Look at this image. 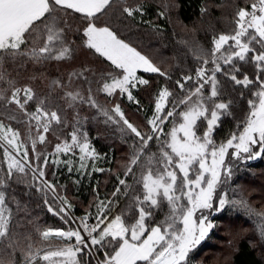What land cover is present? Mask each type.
<instances>
[{
	"label": "snow or ice",
	"instance_id": "1",
	"mask_svg": "<svg viewBox=\"0 0 264 264\" xmlns=\"http://www.w3.org/2000/svg\"><path fill=\"white\" fill-rule=\"evenodd\" d=\"M149 7L148 0H0V147L6 165V172L0 171V243H6L13 254L19 248L21 264H92L93 260L95 264H204L201 246L216 227L211 217L226 208L255 217L264 243V211H257L242 193L236 195L234 179L249 161L264 160V0H252L250 10L233 5L234 28L213 32L210 47L183 42L188 48L184 61L190 54L195 67H183L181 57L174 55L180 72L175 79L161 66L163 62L147 54L141 33L133 31L147 24L144 36L163 34L158 25L144 20ZM175 7V0H165L155 14L170 19ZM210 7L201 5V17L210 15ZM78 50L86 51L94 63L73 69L67 82L52 79L47 92L20 82L21 70L28 64L73 60ZM142 73L162 77L163 86L155 87L146 123L136 125L117 101L126 97L140 105L133 90L152 88V80ZM37 78L35 73L29 77ZM101 94L106 101L110 98L111 107L99 102ZM248 94L235 130L217 142V130L226 118L237 119L236 105ZM60 101L74 113L67 133L70 139L60 135L69 126ZM82 107L94 110L93 114L81 116ZM13 122L25 127L23 138ZM90 122L105 126L97 139L118 135L121 142L131 144L123 172L115 174L112 198L94 197L77 223L74 205L47 179L46 169L49 157L52 165H67L69 174L73 160L61 157L78 152L81 170L86 160H96L99 153L91 143ZM48 133L59 142L45 153L37 145L48 143ZM93 171L104 169L93 163ZM13 183L23 184L27 189L23 195L29 198L33 189L42 194L48 213L69 225L66 230L42 228L30 218L27 203L12 194L17 212L24 213L41 240L60 241L55 248L37 246L31 234L14 230L7 191ZM20 226L16 220V227ZM22 235L28 241L24 246ZM0 264L16 262L0 260Z\"/></svg>",
	"mask_w": 264,
	"mask_h": 264
},
{
	"label": "trees",
	"instance_id": "2",
	"mask_svg": "<svg viewBox=\"0 0 264 264\" xmlns=\"http://www.w3.org/2000/svg\"><path fill=\"white\" fill-rule=\"evenodd\" d=\"M164 2L165 0H148L150 7L144 17V20L150 21L163 29V34L152 36L151 38L144 36L143 30L148 27L147 24H139L133 31L141 33L144 41V49L147 54L152 56L157 63L163 62L161 66L169 69V71L173 73L175 79L179 78L180 72L175 67L176 61L173 59L174 55H179L181 57L183 67L187 68L191 66L193 70L195 67L190 54L187 55V61H184V54L188 53V48L183 42L199 43L205 47H210L213 32L219 34L221 32H229L234 28L233 5L248 6L250 10L252 0H175L176 7L170 12V19H158L155 14L157 5ZM202 4L211 5L210 15L201 17L200 8ZM125 34L127 33L125 32ZM91 63H94L93 58L86 55V51L78 50L73 60L59 63L52 61L43 66L28 64L24 70H21L19 80L22 84L31 83L39 92H47V86L50 80L61 78L64 82H67L68 73L72 72L73 69H80L82 65ZM8 67L11 68L10 65ZM250 71L254 72V69H250ZM41 72L44 73V78H40ZM34 73L38 78L33 81L30 80L29 77ZM13 75H15V73H13ZM142 75L152 80V88L133 90L134 95L140 101V105L138 106L134 103L128 104L125 107L138 115L142 121H146L145 116L151 115L150 109L154 106V97L156 94L155 87L158 84L163 86V78L157 77L156 74L142 73ZM250 78L254 79V76ZM93 87H95V85H93ZM176 91L179 92L178 87ZM100 98L101 96L98 97L99 102ZM248 98H250V94H248L241 103L236 105L237 119H233L232 117L226 118L222 127L217 130L215 137L217 142L223 137L228 136L230 131L235 130L239 122L238 118L242 116L241 107H247ZM60 103L65 109L61 114L66 115L69 121V126L62 129L60 135L61 138L70 139L67 133L71 131V122L74 113L71 109H68L66 105H63L62 101H60ZM34 108L35 106L33 105L32 110H34ZM93 112L94 110L89 111L87 107H82L80 109L81 116L88 115L90 117ZM12 127L18 128L23 138L26 131L25 127L15 122L12 123ZM104 128L105 126L102 123L90 122L87 125L91 143L99 153V156L94 162L95 167L98 169L102 168L104 171H93V163L91 164L90 162L85 163V168L81 170L79 168L80 163H76V161H73V172L71 174L68 173L67 165L64 163H60L58 170H53L52 167L50 171H47V175L52 176L50 181L55 182L59 194L65 195L66 193L70 198L71 203L74 205L72 209L74 217L85 214V207L86 210L89 209V205L93 202L94 197L98 196L99 199L111 197L114 186L117 184L116 173H114L113 170L116 168L119 155L124 151V145L118 135H101L100 138L97 139L98 130L104 132ZM46 139L48 143L46 145L38 144L37 148L42 152L49 153L54 150L55 144L59 141H57L56 136L51 133L46 134ZM27 146L31 154L30 142H27ZM2 159L3 149L0 147V171L6 172L2 164ZM69 159H72V157ZM117 172L122 173V169L118 167ZM53 173H55V176H53ZM234 179L236 180V186H238L236 195L242 193L257 211H264V191H262L264 190V160L249 161L247 166H244L241 171L236 173ZM29 183H31L30 175ZM94 189L97 191L94 192ZM7 191L9 194V207L14 216V230L25 235L31 234V242L34 244L40 241L39 235L35 232L32 224H29L27 220L24 219V213L17 212L16 205L11 199L13 193L21 200V203H27L31 214L30 218L36 221L42 228L44 226L66 230L69 227L59 216H52L51 213H48L47 206L43 202L42 194L35 193L34 189L32 190L33 195L30 198L23 195V193L27 191L23 184L13 183L12 187ZM229 192H231L230 197H233V192ZM51 197L52 196L49 194L48 198L50 201ZM254 201L258 202L255 203ZM90 210L95 214V207H92ZM164 211H167L166 203L164 204ZM163 216L164 212H160L159 218L163 219ZM212 219L215 223L224 224V229L214 227L209 234V238L202 243L200 256L204 264H211L210 260L213 256L220 257L221 262H227L226 264H264V243H261L259 240L256 224L254 223L255 217L248 218L241 212L226 208L222 213L214 215ZM16 220H20L22 226L16 227ZM236 224H239L237 228L241 227L240 231L235 229L234 225ZM71 226L75 227L74 224ZM228 231L232 233L230 234L231 236L224 237V246L216 247L213 245L214 242L220 243L219 233L228 234ZM19 239L21 246H24L28 242L24 239L23 235ZM229 241H231V244H229ZM253 244L255 247L252 246ZM102 255L101 253L100 256ZM21 256L22 253L19 248H17L13 254L12 249L8 248L6 243H0V260L10 261L14 259L15 262H17ZM92 264H95V260L92 261Z\"/></svg>",
	"mask_w": 264,
	"mask_h": 264
},
{
	"label": "rangeland",
	"instance_id": "3",
	"mask_svg": "<svg viewBox=\"0 0 264 264\" xmlns=\"http://www.w3.org/2000/svg\"><path fill=\"white\" fill-rule=\"evenodd\" d=\"M110 101V98H108V100L106 101V98H104L103 97V95L101 94V98H100V103H103V104H106L108 107H111L112 105H111V103L109 102ZM117 102H119V103H121V107H122V109L124 110V112H125V114H126V118L127 119H129V121L130 122H133L134 124H136V125H143V124H145L146 123V121H142L141 119H140V117L138 116V115H136L135 113H133V112H131V111H129V109L128 108H126L125 106L126 105H128V104H134V102H129L128 100H127V98L126 97H123V98H120ZM35 109V108H34ZM34 111V110H33ZM171 119V118H170ZM168 127H171V125H169ZM150 130V129H149ZM150 143H152V142H150ZM130 144H131V141L130 142H128V143H123V145H124V151L122 152V154L121 155H119V158L117 159V162H116V168H114V173H117V171H118V167H120L121 169H122V172H123V170H124V165L127 163V159H128V157H127V153L129 152V150H130ZM153 148H154V150H155V145L153 144ZM3 149V148H2ZM70 157H72V156H69V157H61V160H64V159H69ZM72 159H73V161H76V163L78 162V163H80V160H79V153L77 152V154H76V156H74V157H72ZM97 159V158H96ZM2 161H3V159H2ZM49 165H48V167H47V169H46V172L47 171H50L51 170V168L53 167V170H58V167L60 166V164L59 165H52L51 164V157L49 158ZM96 161V160H95ZM94 161V162H95ZM94 163L92 160H86L85 161V163ZM3 164V163H2ZM3 166H4V168H5V170H6V165H4L3 164ZM139 171V170H138ZM30 175V174H29ZM47 179L50 181L51 179H52V176H49V175H47ZM257 182H262V181H257ZM62 190H64V189H62ZM59 191V190H58ZM65 191V190H64ZM66 192V191H65ZM51 196H52V194L51 193H49ZM229 194V196L231 195V192H229L228 193ZM65 195H67L66 193H65ZM67 198L70 200V198L68 197V195H67ZM109 198H111V197H109ZM51 202V201H50ZM255 203H257L258 201H254ZM85 211H86V207H85ZM91 211V213L93 214V211L92 210H90ZM217 214V213H216ZM216 214H214V215H216ZM214 215L211 217V218H213L214 217ZM95 216V214H93V217ZM93 222H94V220H93ZM215 225H216V227H219L220 229H224V224L222 225V224H218V223H215ZM237 226H239V224H236V225H234V227H235V229H237L238 231H240L241 230V227H238L237 228ZM44 227V226H43ZM212 232V231H211ZM210 232V233H211ZM232 232L231 231H228V234H220L219 233V236H220V243H218V242H214L213 243V245H215L216 247H222V246H224V244H223V241H224V237H228V236H231L230 234H231ZM39 240L40 241H38V242H36L35 243V245H37V246H39L40 245V247H42V248H48V247H52V248H55L56 246H57V244H59L60 243V241H57L56 240V238L55 237H50L49 238V241H43V240H41V238L39 237ZM42 244H40V243ZM74 242V241H73ZM64 243H67V242H64ZM212 243V242H211ZM21 261H22V256L21 257H19V259H18V261L16 262L17 264H20L21 263ZM210 263L211 264H222V263H224V264H226L227 262H221V259H220V257L218 258V256H213L212 257V259L210 260Z\"/></svg>",
	"mask_w": 264,
	"mask_h": 264
},
{
	"label": "built area",
	"instance_id": "4",
	"mask_svg": "<svg viewBox=\"0 0 264 264\" xmlns=\"http://www.w3.org/2000/svg\"><path fill=\"white\" fill-rule=\"evenodd\" d=\"M81 216V215H80ZM80 216H78V217H76L77 218V220H76V222L78 223V218L80 217ZM93 222V221H92ZM75 225V224H74Z\"/></svg>",
	"mask_w": 264,
	"mask_h": 264
}]
</instances>
